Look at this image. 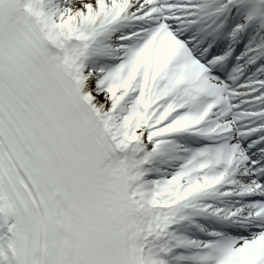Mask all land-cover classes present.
Listing matches in <instances>:
<instances>
[{
  "label": "snow or ice",
  "instance_id": "1",
  "mask_svg": "<svg viewBox=\"0 0 264 264\" xmlns=\"http://www.w3.org/2000/svg\"><path fill=\"white\" fill-rule=\"evenodd\" d=\"M0 264H264V0H0Z\"/></svg>",
  "mask_w": 264,
  "mask_h": 264
}]
</instances>
